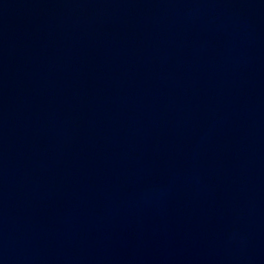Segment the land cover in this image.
Wrapping results in <instances>:
<instances>
[{"label":"water","instance_id":"95a60500","mask_svg":"<svg viewBox=\"0 0 264 264\" xmlns=\"http://www.w3.org/2000/svg\"><path fill=\"white\" fill-rule=\"evenodd\" d=\"M0 264H264V0H0Z\"/></svg>","mask_w":264,"mask_h":264}]
</instances>
